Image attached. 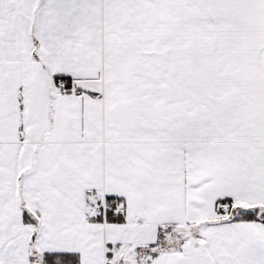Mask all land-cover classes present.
Listing matches in <instances>:
<instances>
[{"label": "snow or ice", "instance_id": "obj_1", "mask_svg": "<svg viewBox=\"0 0 264 264\" xmlns=\"http://www.w3.org/2000/svg\"><path fill=\"white\" fill-rule=\"evenodd\" d=\"M0 264H264V0H0Z\"/></svg>", "mask_w": 264, "mask_h": 264}]
</instances>
